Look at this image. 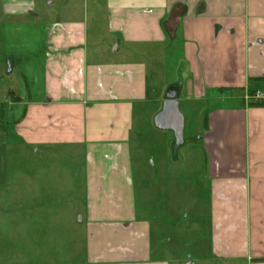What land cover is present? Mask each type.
<instances>
[{"label": "crops", "instance_id": "0c3cea01", "mask_svg": "<svg viewBox=\"0 0 264 264\" xmlns=\"http://www.w3.org/2000/svg\"><path fill=\"white\" fill-rule=\"evenodd\" d=\"M0 16L7 32L26 22L27 37L39 33L35 43L18 42L16 62L6 59L11 71L19 67L23 92L12 103L20 108L14 136L0 135V185L9 146L41 152L53 175L69 169L63 182L79 195L66 206L80 232L79 264L184 260L169 243L171 209L209 229L208 244L183 264H264V106L251 104L264 101V0H0ZM181 101L195 106L202 129L200 140L189 134L200 148L191 158L197 203L189 212L169 207L173 180L160 184L149 166L152 192L138 205L133 178L141 165L146 171L152 127L172 131L164 150L185 142ZM162 157L160 165L171 163ZM158 192L167 200L161 214ZM29 203L17 208L34 210L31 224L41 225L43 205Z\"/></svg>", "mask_w": 264, "mask_h": 264}, {"label": "rangeland", "instance_id": "374dc122", "mask_svg": "<svg viewBox=\"0 0 264 264\" xmlns=\"http://www.w3.org/2000/svg\"><path fill=\"white\" fill-rule=\"evenodd\" d=\"M27 25L26 22L20 25L19 27H22L20 32L15 30L7 32L3 18L0 16V135L6 132L8 136H14L12 122H15L16 111L20 108L12 103L18 101V94L23 92L19 67L6 72L8 67L6 59L10 57L16 62V55L13 52L14 48L18 47L19 41L28 39V42L35 43L39 40V33L34 34L33 37H27L29 33L24 29ZM22 31L25 33H21ZM11 54L13 57L10 56ZM148 81L149 86L157 85L153 74L148 75ZM180 108L185 117V142L183 144L172 146L173 151L169 147L164 150L171 140L173 141L174 135L169 130L152 127V136H146L143 143L144 156L147 158L146 171L141 168L140 164L141 172L139 173L143 177L136 173V177L133 178L138 205H141L142 201L145 202L147 198L149 199L148 193L152 192L146 176L149 166L156 171L159 176L156 179L160 184L162 182L165 185L166 177L173 180L166 182L169 194L172 193L171 198L168 199L169 207L171 202L173 207H180L183 211L189 212L197 203L196 195L194 197L191 192H194V188L200 185L199 183L197 185L194 178L199 174V169L196 167V161L191 162V158L195 159L200 153V148L197 149L193 141H196L195 138L200 140L198 138L201 137L202 129H196L200 120H197L196 108L193 104L181 101ZM189 134H195V138L191 139ZM149 137H154L156 142L154 139L148 142ZM148 143L151 144L150 148H148ZM40 153L28 148L9 146L7 185H0V264H79L80 262L81 256L77 249L80 232L74 225L76 220H72L73 223L70 221L69 210L66 207L67 204L77 202L79 195L68 193L67 184L63 182L68 181V172L69 174L72 172L70 173L68 169L66 174L53 175L47 168H44L43 164L47 165L45 159L44 162L41 159L37 160V155H41ZM162 156L171 159V163L169 160L164 162L165 167L162 163L160 165L159 159ZM61 160L64 161V159ZM135 163L139 161L135 160ZM75 187L74 190L78 186ZM160 187L157 184L158 191ZM176 192L180 194H175ZM159 194L160 192L157 193V198ZM159 201L160 205L157 204V207H159L158 213L161 214L165 211L167 200L159 199ZM19 202L43 205V210H39L43 215L45 214L41 225L31 224L35 223L33 217L36 212L17 208ZM54 202L61 204V208L53 209L51 204ZM47 208L50 210H46ZM20 211L27 214L25 217L27 216L28 220L25 224L24 218L23 222L20 220ZM51 213H59L62 217L54 219L48 216ZM174 214L173 209L170 214H167L169 220L172 221L167 234L172 238L169 243L178 245L184 260H174L172 264H183L190 259V254L192 259L195 258L199 244L204 248L208 244L205 237H208L209 229L200 221L187 219L188 221L182 222L181 216L177 217ZM198 236L202 238L198 240Z\"/></svg>", "mask_w": 264, "mask_h": 264}, {"label": "water", "instance_id": "95a60500", "mask_svg": "<svg viewBox=\"0 0 264 264\" xmlns=\"http://www.w3.org/2000/svg\"><path fill=\"white\" fill-rule=\"evenodd\" d=\"M7 65H8V67H7V70H6V72H10L11 71V65H10V63H9V61H7ZM174 114L172 115L173 116V127H174V131H175V137L176 138H179L180 136H181V127H182V125H181V116L179 115V113L177 112V108H175V106H174ZM163 114H164V112H161L160 114H158V116L156 117V123L158 124V125H163L162 123V119H163Z\"/></svg>", "mask_w": 264, "mask_h": 264}, {"label": "trees", "instance_id": "16d2710c", "mask_svg": "<svg viewBox=\"0 0 264 264\" xmlns=\"http://www.w3.org/2000/svg\"><path fill=\"white\" fill-rule=\"evenodd\" d=\"M252 105H259V106H264V101H253L251 102Z\"/></svg>", "mask_w": 264, "mask_h": 264}, {"label": "built area", "instance_id": "2783aa9c", "mask_svg": "<svg viewBox=\"0 0 264 264\" xmlns=\"http://www.w3.org/2000/svg\"><path fill=\"white\" fill-rule=\"evenodd\" d=\"M255 96L258 98V97H261L262 94L259 91H256Z\"/></svg>", "mask_w": 264, "mask_h": 264}]
</instances>
